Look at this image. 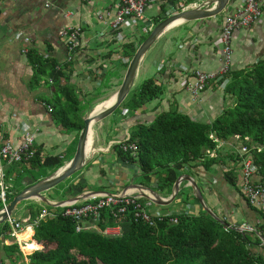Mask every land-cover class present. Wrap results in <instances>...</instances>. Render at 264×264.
I'll list each match as a JSON object with an SVG mask.
<instances>
[{
  "label": "crops",
  "instance_id": "1",
  "mask_svg": "<svg viewBox=\"0 0 264 264\" xmlns=\"http://www.w3.org/2000/svg\"><path fill=\"white\" fill-rule=\"evenodd\" d=\"M202 1L153 2L147 7L145 22L140 25L155 27V20L163 15V8V16L167 18ZM118 3L119 0H0V143L11 141L19 147L24 134L30 131L35 137L34 149L40 152L42 161L51 156L59 157L64 165L74 157L81 131L68 129L58 122L51 78H38L27 54L34 48L58 64L70 66V78L63 80L62 85L69 84L75 90L82 101L84 119L93 108L117 95L128 69L126 64L132 60L123 49L124 43L109 27V22L116 16ZM242 6L243 0H231L226 11L217 17L188 23L182 21L167 29L144 55L136 77L137 80L142 73L146 76L149 68L155 65L156 69L149 72L151 79L162 87L163 94L136 110L123 102L113 114L95 124L89 138L85 166L44 195L56 204L87 191H142L134 186L139 184L157 192L161 199H170L174 186L172 189L159 188L157 175H152L149 184L144 183L138 164L123 159L114 147L120 141L129 140L138 125L152 124L163 112L175 111L200 122L212 123L225 109L234 106V96L225 91L229 80L219 84L210 82L198 96L191 94L187 84L195 81L193 74L196 71L210 73L221 69L223 60L219 40L225 17ZM72 12L75 14L69 15ZM68 26L83 29L82 47L75 53H70L60 38V32ZM141 35L142 31L131 34L133 39L139 38L137 49L142 44L139 45ZM232 47L234 73L247 70L264 59V14L251 28L234 33ZM183 68L188 73L183 74ZM93 101L97 103L93 105ZM249 141L237 136L220 140L217 147L211 149L215 157L206 152L205 158L186 164L180 172L198 183L210 209L237 227L245 224L255 226L262 223L264 217V212L252 206L240 188L238 157L242 147L249 146ZM209 159H214V162L209 163ZM23 165L2 164L5 181L10 186L9 203L19 192L36 182ZM44 171L48 175L40 179L54 172L43 168V171L35 170V173ZM228 173H232L236 183L228 179ZM14 179L21 180L18 186L13 183ZM257 179L262 180L261 176ZM189 184L190 181L184 180L170 204L153 203L150 211L154 215L205 213ZM10 196L14 197L10 200ZM54 207L38 199L23 200L12 216L17 220H28L33 213L39 216L43 209L52 210ZM18 210L22 211L21 216L17 215ZM35 227H23L14 236L9 225L8 230L0 233V243L4 240L0 245V257L5 264H29V256L43 248L40 247L44 246L43 243L34 237ZM13 243L18 244L19 251L13 254L12 260L4 246ZM251 248L254 253L264 256L262 240L260 244H252Z\"/></svg>",
  "mask_w": 264,
  "mask_h": 264
},
{
  "label": "trees",
  "instance_id": "2",
  "mask_svg": "<svg viewBox=\"0 0 264 264\" xmlns=\"http://www.w3.org/2000/svg\"><path fill=\"white\" fill-rule=\"evenodd\" d=\"M162 11L165 15L164 8ZM163 15L155 24L165 19ZM148 36L141 35L139 45ZM137 39L128 37L123 45L129 60L137 51ZM27 55L38 78L53 80L56 98L53 104H57L58 122L80 132L85 126L82 101L72 86L62 85L63 80L70 78V66L60 65L34 48ZM226 80L230 83L225 91L234 96V106L225 109L212 123L175 111L163 112L152 124H140L131 132L129 141L138 145L136 153L115 145L119 156L138 164L144 183L149 184L152 175H157L159 188L172 189L186 164L205 158L207 150L216 148L220 140L239 135L249 137V147L254 145L250 148L264 184V59L242 72L231 71L223 81ZM162 94V87L149 79L132 90L124 103L136 110ZM21 164L38 181L48 172L36 174L35 170L55 171L63 166V161L52 156L42 161L40 152L36 151L34 158ZM227 175L236 183L232 173ZM13 197L10 196V200ZM33 214L31 220L38 216V213ZM172 217L178 221L173 222L168 217L153 226L129 215L118 237H107L96 231L77 232L74 222L61 215L45 218L35 227L34 235L44 246L29 256V264H264V256L251 248L252 244L261 243L260 236L228 228L206 212L199 215L173 213ZM102 220L101 227L116 224L109 210L103 211ZM8 228V222L1 225L2 232ZM4 247L13 260V254L19 251L18 244Z\"/></svg>",
  "mask_w": 264,
  "mask_h": 264
},
{
  "label": "built area",
  "instance_id": "3",
  "mask_svg": "<svg viewBox=\"0 0 264 264\" xmlns=\"http://www.w3.org/2000/svg\"><path fill=\"white\" fill-rule=\"evenodd\" d=\"M168 0H119L116 16L109 22V27L112 32L115 33L118 40L124 44L130 39L131 34L134 32L142 31L143 35L151 33V28H145L140 23L145 22L146 12L149 4L153 2L165 3ZM72 12L69 15H73ZM264 14V0H243V6L228 14L225 17L223 30L220 36L219 45L222 50L223 65L217 72L205 73L202 71H196L193 76L195 81L187 84V89L194 96H198L203 93L210 82H216L217 84L223 83L224 78L232 71L233 66V47L232 38L235 32L243 31L251 28V26L262 18ZM82 33L83 29L80 27L68 26L60 32V38L63 40L70 53L79 51L82 47ZM27 41L30 42L29 39ZM27 52V51H26ZM71 59V58H70ZM183 74L188 73L186 68H183ZM223 81V82H222ZM50 83L53 80L50 79ZM240 137L239 135H236ZM214 137V134H211ZM249 140V137H246ZM35 137L32 132L27 131L24 134V140L19 147L13 145L11 141H5L0 143V209L6 208L9 204L8 192L10 186L5 181V175L3 170V163L14 164L21 162H28L35 157L36 150L34 149ZM116 145L125 151H133L136 153L138 145L135 142L129 140H123ZM252 149L248 145H244L239 154L238 160L241 166V181L240 188L246 196L248 202L264 212V184L257 179L260 174L258 173V166L256 165ZM209 156L215 157L216 154L212 150H207ZM142 191L144 189L141 188ZM142 191L130 192L128 189L117 193H96L89 199H83L80 201H71L55 205L52 210L43 209L39 216L31 220H17L12 215H9L6 222L12 226V235H17V230L23 229V227L37 226L39 221L49 217L63 216L71 219L75 224L77 232L84 231H97L107 237H118L122 235L123 228L122 223L133 215L136 219H139L149 225H155L157 221H161L170 217L173 222H177L176 217H172V214H157L154 215L150 208L153 205L154 197L151 193V198L143 196ZM109 210L112 218L116 222L114 225H107L101 227L103 211ZM241 232H251L254 235L260 236L264 240V217L260 224L255 226L251 224H245L237 227L232 224ZM4 240H2V243ZM0 243V245L2 244ZM0 264H5L0 257Z\"/></svg>",
  "mask_w": 264,
  "mask_h": 264
},
{
  "label": "water",
  "instance_id": "4",
  "mask_svg": "<svg viewBox=\"0 0 264 264\" xmlns=\"http://www.w3.org/2000/svg\"><path fill=\"white\" fill-rule=\"evenodd\" d=\"M231 0H204L200 2L199 5H194L188 8L180 9V11L168 16L161 22L155 25L147 39L139 46L135 55L129 63L124 81L117 95L110 100L109 103H102L100 106L93 108L84 117L85 126L80 132L79 142L77 145V150L74 157L66 164L58 168L56 171L51 173L49 176L36 181L33 185L27 187L26 189L19 192L7 205L6 208L0 210V224L7 221L9 215H13L16 210L17 205L23 200L28 199H38L49 205H59L62 203H67L71 201H80L83 199H89L96 193H109L105 191H87L80 195L61 200L58 203H54L49 200L44 192L56 187L66 179L70 178L73 174L78 172L87 163V152L89 138L93 133V127L98 122L104 120L111 114H113L120 105L127 99L131 90L134 87L135 80L137 77L138 69L144 55L148 52L151 46L160 38L167 29H169L174 23L178 21H183L184 23L193 21H203L205 19H211L222 14L230 6ZM190 181L189 186L194 192V196L199 199L201 205L205 208L206 212L214 217L219 222L229 225L225 222L217 213L210 209L205 203V197L202 189L198 183L189 175L181 174L176 182L174 183L173 194L168 200L161 199L160 195L147 186L134 185L137 188H143L153 193L154 197H150L147 193L142 191V194L146 198H151L154 203L157 204H170L180 191V184L184 181ZM263 243L264 240L261 237Z\"/></svg>",
  "mask_w": 264,
  "mask_h": 264
},
{
  "label": "rangeland",
  "instance_id": "5",
  "mask_svg": "<svg viewBox=\"0 0 264 264\" xmlns=\"http://www.w3.org/2000/svg\"><path fill=\"white\" fill-rule=\"evenodd\" d=\"M154 28V27H153ZM153 28H152V30H153ZM151 30V31H152ZM153 68H155L156 69V66L155 65H153L152 67H150L149 68V71H152L153 70ZM147 72L146 73V76H144V73H142L138 78H137V80H136V82H135V85H134V87H133V89L132 90H135L137 87H139L144 81H146V80H148V79H151L152 78V74H151V72ZM97 103V101H93V105L94 104H96ZM4 164H6V163H4ZM137 179H138V177H137ZM16 181V182H15ZM20 179H18V180H13V183L16 185V183H17V186L20 184ZM114 193V192H113ZM60 198H62L63 197V195H60L59 196ZM164 210H166V209H164ZM206 212V211H205ZM17 215H22V211H20V210H18L17 212ZM195 215H199V214H195ZM225 222H227V223H229V225H226L228 228H236V227H233L232 226V224L228 221V220H226L225 218H222ZM237 229V228H236ZM238 230V229H237ZM5 232V231H4ZM0 233H2V229H1V225H0ZM248 234L250 235V236H253V233H251V232H248ZM40 247L42 248L43 246L42 245H40Z\"/></svg>",
  "mask_w": 264,
  "mask_h": 264
},
{
  "label": "bare ground",
  "instance_id": "6",
  "mask_svg": "<svg viewBox=\"0 0 264 264\" xmlns=\"http://www.w3.org/2000/svg\"><path fill=\"white\" fill-rule=\"evenodd\" d=\"M182 21H178V22H176V23H174L172 26H175V25H177V24H179V23H181ZM110 101H107L106 103H109Z\"/></svg>",
  "mask_w": 264,
  "mask_h": 264
}]
</instances>
